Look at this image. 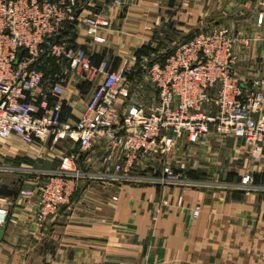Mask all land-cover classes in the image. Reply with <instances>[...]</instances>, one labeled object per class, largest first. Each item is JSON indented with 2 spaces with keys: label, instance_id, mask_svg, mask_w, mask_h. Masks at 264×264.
Here are the masks:
<instances>
[{
  "label": "crops",
  "instance_id": "0c3cea01",
  "mask_svg": "<svg viewBox=\"0 0 264 264\" xmlns=\"http://www.w3.org/2000/svg\"><path fill=\"white\" fill-rule=\"evenodd\" d=\"M95 14L110 20L100 32L104 40H92L83 25L73 36L94 66L107 61L112 68L131 67V95L120 100L122 109L156 101L157 89L143 66L206 29L230 27L251 39L249 46L236 48V72L245 95L257 88L255 81L264 80V0H94L82 15ZM44 71L36 102L60 83L63 119L74 123L85 116L102 75L72 71L67 61L49 59ZM48 100L50 105L55 101ZM8 140L0 142V165L12 169L6 172L13 176L11 182L5 183L17 193L0 194V203L10 209L0 264H264V153L260 160L252 159L240 139L204 138L198 147L202 158L193 160L203 169L191 181L86 178L71 203L44 223L35 219L36 199L22 191L38 183L43 172L57 169L64 152L78 153L79 167L86 172L101 175L114 169L102 165L104 147L99 144L82 153L74 144L51 149L26 144L17 135ZM4 156L17 161L6 163ZM157 161H143L136 172L148 178L160 175L162 162ZM245 176L250 177L246 185Z\"/></svg>",
  "mask_w": 264,
  "mask_h": 264
},
{
  "label": "built area",
  "instance_id": "2783aa9c",
  "mask_svg": "<svg viewBox=\"0 0 264 264\" xmlns=\"http://www.w3.org/2000/svg\"><path fill=\"white\" fill-rule=\"evenodd\" d=\"M94 0H0V142L13 135L26 144L42 143L51 149L79 145L82 153L96 144L104 147L100 158L113 173L92 174L79 167V154L64 152L57 169L45 171L44 182L24 189L36 199L35 219L44 223L71 203L84 179L116 178L149 180L161 184L185 182L164 157L180 148V142L196 144L214 134L234 137L247 146L250 157L264 153V80L247 95L236 72L240 44L251 39L230 27L206 29L180 41L171 52L143 66L158 97L150 106L122 109L130 98L131 67L117 68L103 61L94 66L87 49L71 32L83 25L94 41L110 26L102 15H82ZM67 61L72 71L102 75L87 101V114L74 123L63 119L64 87L54 83L38 104V89L45 82L40 65L46 60ZM162 162V173L147 177L136 172L146 160ZM12 169L0 165V172ZM250 177L243 178V184ZM196 207L195 214L200 213ZM10 209L0 203V227L7 224Z\"/></svg>",
  "mask_w": 264,
  "mask_h": 264
},
{
  "label": "rangeland",
  "instance_id": "374dc122",
  "mask_svg": "<svg viewBox=\"0 0 264 264\" xmlns=\"http://www.w3.org/2000/svg\"><path fill=\"white\" fill-rule=\"evenodd\" d=\"M142 72L144 74H147L144 69H143ZM146 83L149 84L148 80L145 78L144 79V84H146ZM135 97H133V99L134 98L137 99L136 101L138 102L140 100V94L137 93L135 95ZM206 137H203L198 143L193 144V145L192 144H188L185 140H182L180 142V145H179L180 148L178 150H176L175 152H171L170 154H168L167 158L164 159V162L165 161L168 162L173 167L174 171H176V172H178L180 174L182 179H185V181H189V180L191 181L192 179L195 178V173H197L198 170L201 171L203 169L202 167L196 168L194 166V164H193V160L202 158L201 153L198 150V147H199L200 142ZM7 141H9V140L8 139L7 140H2L1 143L7 142ZM222 154L227 155V152L225 151ZM3 158H5L4 161L6 163L12 162V161L13 162L17 161V158L13 159V158L6 157V156H4ZM157 162L160 163V161H157ZM209 164H207V165L209 166ZM204 167L206 168L207 166H204ZM214 167L215 168H213V169H215V170L212 171V172H214V173L218 172L220 165L217 164ZM137 168H139V167H137ZM137 168H136V171H138ZM210 175H213V174L210 173ZM12 177L13 176H9L8 173H6V172L5 173L4 172H2V173L0 172V182L1 183H5L7 180H9V182H11ZM44 177H46V176L41 175V176L37 177L36 178V180H38L37 182L38 183L39 182H44L46 180V178H44ZM200 179L201 180H205V181H215L216 180V179L215 180H213V179L209 180V178H205V179L204 178H200ZM220 181H223V180H220Z\"/></svg>",
  "mask_w": 264,
  "mask_h": 264
},
{
  "label": "water",
  "instance_id": "95a60500",
  "mask_svg": "<svg viewBox=\"0 0 264 264\" xmlns=\"http://www.w3.org/2000/svg\"><path fill=\"white\" fill-rule=\"evenodd\" d=\"M17 191L15 189H10L9 185L6 183L0 184V194L12 196L16 195ZM5 234V227H0V240L3 239V236Z\"/></svg>",
  "mask_w": 264,
  "mask_h": 264
},
{
  "label": "trees",
  "instance_id": "16d2710c",
  "mask_svg": "<svg viewBox=\"0 0 264 264\" xmlns=\"http://www.w3.org/2000/svg\"><path fill=\"white\" fill-rule=\"evenodd\" d=\"M73 33H74V32H71L70 35H71L72 38L74 39L75 37L73 36ZM170 52H171V51H170ZM168 53H169V52H168ZM164 56H165V55H164ZM164 56H163V57H164ZM54 63H56V62H54ZM40 68L44 71V63H42V64L40 65ZM45 73H46V72L44 71V74H45Z\"/></svg>",
  "mask_w": 264,
  "mask_h": 264
}]
</instances>
